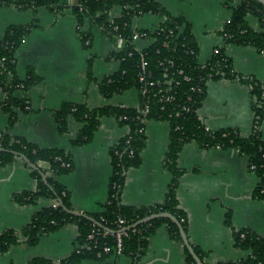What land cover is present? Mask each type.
<instances>
[{
    "label": "crops",
    "instance_id": "1",
    "mask_svg": "<svg viewBox=\"0 0 264 264\" xmlns=\"http://www.w3.org/2000/svg\"><path fill=\"white\" fill-rule=\"evenodd\" d=\"M155 1L169 15L185 19L197 45L198 62H207L213 49L222 44L220 32L230 13L227 0ZM60 5L62 9L57 12L46 8L31 11L14 6L0 7V39L10 26H29L14 55L18 78L24 79L29 71L38 78L28 90L25 112L15 109L16 117L10 126L8 115L1 109L5 95L0 91V131L23 138L41 149H61L69 155L72 170L55 179L69 192L73 211L96 214L103 210L107 200L111 176L109 151L127 134V128L120 126L115 118L103 117L92 139L76 147L71 142L81 124L68 117L66 129L60 133L55 112L64 103L84 104L88 108H134L139 103L138 92L129 89L108 98L100 94L99 83L119 68L117 61L108 58L113 45L98 26L85 20L80 31L89 34L90 47L84 48L76 19L68 9V0H60ZM120 13V7L115 6L109 16L117 19ZM162 21L157 15L147 14L133 19L132 26L152 30ZM245 21L254 31H262L254 16L247 15ZM151 43V40H138L134 45L142 50ZM225 54L237 75L264 85V51L230 44ZM89 64L90 78L87 75ZM15 95L19 98L21 92ZM251 99L250 88L237 80H209L197 116L210 131L234 129L240 137L246 138L254 127ZM259 132L264 141V115ZM144 133L141 164L125 172L120 194L122 205L135 208L161 204L171 178L163 166L169 144V124L148 120ZM177 165L183 173L178 179L176 195L187 217L186 236L191 247L205 253L207 264L245 260L249 252L234 247L232 232L246 229L264 238V200L253 196L258 179L248 170L246 157L235 150L203 148L190 142L182 147ZM34 190L35 180L19 157L0 167V233L19 231L35 212L53 206L54 201L48 198H39L32 205H19L11 200L14 194ZM227 216L230 226L225 223ZM76 237L77 228L65 225L42 236L34 246L11 247L0 256V264H29L35 258L57 263L72 253ZM182 245L173 241L165 227L160 226L149 237L144 254L134 264H185ZM79 264L133 262L126 255H109Z\"/></svg>",
    "mask_w": 264,
    "mask_h": 264
},
{
    "label": "trees",
    "instance_id": "2",
    "mask_svg": "<svg viewBox=\"0 0 264 264\" xmlns=\"http://www.w3.org/2000/svg\"><path fill=\"white\" fill-rule=\"evenodd\" d=\"M235 1L227 0L226 4ZM3 6L31 11L46 8L57 12L62 9L60 0H0V7ZM115 6L120 7L121 13L110 22L109 13ZM228 7L229 18L220 32L222 44L217 47L216 54L200 64L197 60V45L189 24L182 17L169 15L155 0H76L75 4H68L70 13L76 19L78 35L84 48L90 47L89 34L80 31L85 20L98 26L114 46L108 58L117 61L119 68L99 83L100 94L108 98L135 89L139 103L134 108H88L84 104L74 103L61 105L55 112V122L60 133L65 131L68 117L81 124L71 142L72 146L87 144L103 117L115 118L120 126L128 130L109 151L111 176L103 210L100 213L87 214L93 219L89 221L63 212L59 205L43 208L35 212L30 222L19 231L5 230L0 233V256L18 244L34 246L42 236L72 224L77 228V237L74 250L67 258L57 263L35 258L29 264H79L83 260H101L112 255L102 253V249L105 246H114L119 219L124 220L125 227H131L137 221L159 213L173 216L187 235V217L179 207L176 189L178 179L183 173L177 165V158L182 147L190 142H196L203 148L235 150L246 157L248 170L258 179L253 196L264 200V141L259 132L264 115V90L262 85L237 75L225 54V48L230 44L264 51V8L256 0H239V3ZM147 14L157 15L163 21L152 30L137 29V32L144 34L146 40L152 41L147 48L137 50L132 42V21ZM247 15L257 18L262 31L256 32L247 25ZM28 31L29 26H10L0 39V91L5 95L1 109L8 115L9 126L15 120V109L25 112L28 106V90L38 81L31 71L24 79H19L16 74L14 55ZM118 35L124 44L120 50L115 48V37ZM140 55H143L146 63L144 71L140 69ZM87 75L90 78V64ZM140 76L144 77L143 81ZM219 79L237 80L250 88L254 127L246 138L240 137L234 129L206 131L197 116V110L205 96L207 81ZM141 89L146 90V94L142 95ZM15 92H21V97L17 98ZM148 120L169 124V144L163 166L171 175L170 182L161 204L141 208L125 206L120 202L125 172L129 168H138L141 164L140 154L146 140L144 126ZM15 154L22 155L35 167H29L35 180V190L12 195L11 200L14 203L32 205L39 198H48L57 203L59 201L67 210H72L69 192L55 179L72 170L69 155L61 149H41L23 138L11 137L6 131H0V167L12 162L17 157ZM39 161L45 162L46 167L38 168ZM225 223L230 226L228 216ZM160 226L165 227L173 241L182 245L174 223L168 219H155L131 227L126 232V237L122 239L121 254L129 256L133 264L136 263L144 254L149 237ZM104 230L109 233L103 238L101 232ZM89 234H93L91 241L87 239ZM232 237L234 247L248 251V257L236 263L217 264H264V238L246 229L233 231ZM83 244H88V247H82ZM182 249L185 264H195L183 245ZM192 249L201 262L207 264L205 253L193 246Z\"/></svg>",
    "mask_w": 264,
    "mask_h": 264
},
{
    "label": "built area",
    "instance_id": "3",
    "mask_svg": "<svg viewBox=\"0 0 264 264\" xmlns=\"http://www.w3.org/2000/svg\"><path fill=\"white\" fill-rule=\"evenodd\" d=\"M236 2V3H235ZM235 2L233 3H230V5H234V4H237L239 3V0H236ZM76 3V0H68V4L69 5H72V4H75ZM113 19H111L110 17V22H112ZM117 28L115 27L114 30H116ZM132 31H133V34H132V42H136L138 40H146L144 38V34L143 33H139L137 32V29L134 28L132 26ZM115 48L117 50H120L123 48L124 44H123V39L121 38V36H116L115 37ZM114 48V46H113ZM138 50V49H137ZM217 53V48H214L213 49V52H212V55L213 54H216ZM201 64V63H200ZM203 64V63H202ZM145 66H146V63L144 61V57L143 55H140V69L141 71H144L145 69ZM144 73V72H143ZM140 80L143 81L144 80V77L143 76H140ZM185 80H189L188 78H185ZM261 88L264 90V85L261 86ZM141 94L144 95L146 94V90L144 89H141ZM205 127V130L206 131H210L206 126ZM128 132V130H127ZM216 148H219V147H216ZM37 167L38 168H45L46 167V163L45 162H37ZM48 174L51 175V172L48 171ZM53 206L56 207L58 206V203L57 202H54L53 203ZM117 227H118V230L115 232V236H114V240H115V244L112 248L108 247V246H105L103 247L102 249V253L104 254H107V253H112V255H122L121 254V251H122V239L123 237H126V232L128 230H124L126 227L124 226V220L123 219H119L118 220V224H117ZM109 231L108 230H104L103 232H101V237H107ZM93 238V234H89L87 236V239L91 241V239ZM82 247H88V244H83ZM98 256L100 255L99 253L97 254Z\"/></svg>",
    "mask_w": 264,
    "mask_h": 264
},
{
    "label": "water",
    "instance_id": "4",
    "mask_svg": "<svg viewBox=\"0 0 264 264\" xmlns=\"http://www.w3.org/2000/svg\"><path fill=\"white\" fill-rule=\"evenodd\" d=\"M257 2H259L263 8H264V0H256ZM17 157H19L25 164L28 165V167H30L31 169H35V167L33 165H31L25 157H23L22 155H19V154H15ZM58 205L61 207L62 211L65 212V213H68L72 216H75V217H79V218H83V219H87L89 221H93L92 218L88 217L87 215L83 214V213H79V212H76V211H73V210H67L62 204L61 202L58 201ZM155 219H168L170 220L172 223H174L177 228H178V232H179V235H180V239H181V242L183 244V246L186 248L187 252L189 253V255L192 257L193 261L195 264H203L201 262V260L197 257V255L195 254L194 250L192 249L191 245L189 244L188 242V239H187V236L183 230V228L181 227V225L177 222V220L171 216L170 214L168 213H159V214H154V215H151L149 217H146V218H143L139 221H137L134 225H132L131 227H134V226H137V225H140V224H143V223H147V222H150L152 220H155ZM131 227H126L124 230H129Z\"/></svg>",
    "mask_w": 264,
    "mask_h": 264
}]
</instances>
